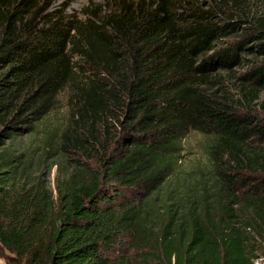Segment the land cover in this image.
I'll return each instance as SVG.
<instances>
[{"label":"trees","instance_id":"16d2710c","mask_svg":"<svg viewBox=\"0 0 264 264\" xmlns=\"http://www.w3.org/2000/svg\"><path fill=\"white\" fill-rule=\"evenodd\" d=\"M105 1L83 21L68 0H0L6 264H255L264 14L246 0ZM68 85L67 125L36 138ZM191 131L205 159L181 168Z\"/></svg>","mask_w":264,"mask_h":264},{"label":"rangeland","instance_id":"374dc122","mask_svg":"<svg viewBox=\"0 0 264 264\" xmlns=\"http://www.w3.org/2000/svg\"><path fill=\"white\" fill-rule=\"evenodd\" d=\"M69 6L67 12L74 14L80 20L90 19L93 16L92 11H96L101 14V11L108 10V6L105 0H68ZM247 9L251 12L257 14H264V0H246ZM72 88L68 85L65 87L58 95L56 106L53 111H51L46 118L39 123V132L35 135L36 138H40L44 135L46 131L55 130L59 133L68 123L70 117L71 103L70 98L72 95ZM264 97V93L261 94V98ZM260 98V99H261ZM256 113L264 118V113L255 108ZM30 137L25 138V142L28 143ZM23 142V144L25 143ZM206 143V139L203 135L198 132L191 131L188 133L186 138L183 140V152L181 159V168H189L195 164L202 162L205 159L203 144ZM55 174V168H52L50 180L52 186V178ZM9 253L3 251L0 253V264H6ZM255 264H264V255L260 256Z\"/></svg>","mask_w":264,"mask_h":264}]
</instances>
